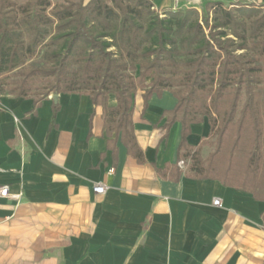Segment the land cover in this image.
Instances as JSON below:
<instances>
[{"label":"crops","instance_id":"0c3cea01","mask_svg":"<svg viewBox=\"0 0 264 264\" xmlns=\"http://www.w3.org/2000/svg\"><path fill=\"white\" fill-rule=\"evenodd\" d=\"M151 1L163 13L191 7ZM143 94L133 122L144 163L120 138L113 152L115 135L88 95L51 94L37 108L32 98L0 96V187L9 188L0 196V264H264V202L218 180L160 176L178 161L182 126L167 130L164 115L177 98L154 94L144 110ZM210 131L207 119L193 124L189 143Z\"/></svg>","mask_w":264,"mask_h":264},{"label":"trees","instance_id":"16d2710c","mask_svg":"<svg viewBox=\"0 0 264 264\" xmlns=\"http://www.w3.org/2000/svg\"><path fill=\"white\" fill-rule=\"evenodd\" d=\"M164 14L151 0H0V96L32 98L37 108L51 94L88 95L115 135L113 152L120 138L144 163L136 93L146 110L170 91L177 104L165 127L180 122L181 141L177 163L159 175L218 180L264 202V4L208 1L203 12ZM40 54L45 63L35 64ZM205 119L210 134L193 146L191 127Z\"/></svg>","mask_w":264,"mask_h":264},{"label":"rangeland","instance_id":"374dc122","mask_svg":"<svg viewBox=\"0 0 264 264\" xmlns=\"http://www.w3.org/2000/svg\"><path fill=\"white\" fill-rule=\"evenodd\" d=\"M64 1H65V0H53V3H62V2H64ZM76 1H79V0H76ZM85 1H87V0H85ZM188 1H189V6L192 7V5H194L193 7L198 8L201 12L204 11V7H205V5H206V1H205V2L203 1L202 3H200V1H198V0H186V2H188ZM259 5H263V3H259ZM155 10H156L157 12H160V11L157 10V9H155ZM175 11H176V9H175ZM160 15H161L162 17L165 16V14H164L163 12H160ZM34 63H35V64H43V63H45V60H44L42 54H40V55L34 60ZM134 106H135V101H134ZM211 150H212L211 148L206 147V148H205V152H204V157H206L207 154H208Z\"/></svg>","mask_w":264,"mask_h":264},{"label":"built area","instance_id":"2783aa9c","mask_svg":"<svg viewBox=\"0 0 264 264\" xmlns=\"http://www.w3.org/2000/svg\"><path fill=\"white\" fill-rule=\"evenodd\" d=\"M110 172H113V169H111ZM105 190H106V187L103 184H96L94 186V191L96 193L103 194V193H105ZM8 193H9V188L7 186L0 187V196H7ZM215 204L219 205L220 200H216Z\"/></svg>","mask_w":264,"mask_h":264},{"label":"water","instance_id":"95a60500","mask_svg":"<svg viewBox=\"0 0 264 264\" xmlns=\"http://www.w3.org/2000/svg\"><path fill=\"white\" fill-rule=\"evenodd\" d=\"M55 99H57V96H55Z\"/></svg>","mask_w":264,"mask_h":264}]
</instances>
